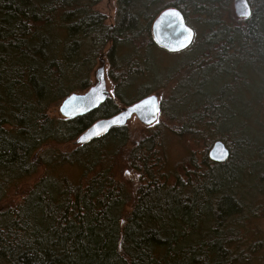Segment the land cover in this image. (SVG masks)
<instances>
[{
    "label": "trees",
    "instance_id": "1",
    "mask_svg": "<svg viewBox=\"0 0 264 264\" xmlns=\"http://www.w3.org/2000/svg\"><path fill=\"white\" fill-rule=\"evenodd\" d=\"M233 1L117 0L110 25L92 0H0V264H253L241 225L264 216L262 201L246 199L252 183L264 195V133L244 120L256 115L264 130V85L247 97L250 74L264 70V0H249L247 19ZM167 7L196 31L182 51L189 58L169 73L156 68L163 48L152 35ZM99 54L113 96L85 115L50 117L53 104L93 85ZM154 77L170 86L161 115L171 127H145L138 144L128 125L115 127L67 152L95 121L155 93L145 82ZM167 133L185 146L202 140V162L189 153L167 169ZM216 140L230 150L224 162L209 158ZM63 163L80 176L59 172ZM41 165L40 179L12 199ZM128 171H139V185Z\"/></svg>",
    "mask_w": 264,
    "mask_h": 264
},
{
    "label": "rangeland",
    "instance_id": "2",
    "mask_svg": "<svg viewBox=\"0 0 264 264\" xmlns=\"http://www.w3.org/2000/svg\"><path fill=\"white\" fill-rule=\"evenodd\" d=\"M92 1H95L94 9H96L100 13L106 15V17H107L106 22L109 23L110 25H113V23L116 20L118 8H119L117 0H92ZM168 1L169 0H167V2ZM156 52H157L155 54V58L157 60L156 61V68L165 67L167 70V73H169L172 70V68H174L173 66H177V64L180 63L181 61L185 60V58L188 59L189 54H190L187 52L186 53L185 52L167 53L163 49H158ZM101 58H103V59H101ZM103 61H105L107 87H108L109 91L111 93H113V85H112L111 79L108 76L109 63H108V59L106 58V56L104 54H99V56L97 58L95 69H94V72L92 74V80L93 81L96 80L95 79V71L102 64ZM156 68H155V70H156ZM263 71L264 70L262 69V72L254 73L253 75L250 74L251 76H254L250 80V82H251L250 87H252V90L254 93L247 96L249 98V100L252 99L253 97L257 96V93L261 92V90L263 88V85H264V72ZM158 73H157V75H158ZM155 78L156 77H154L150 80H146L145 82L152 83L154 86H156L154 88L156 90L155 92L159 91L161 93V99L164 102L165 107L168 108L172 105V102L170 101L171 100L170 99V86L168 84L166 85L167 87H165L163 85H159V82L156 81ZM141 84H142V80H139L136 83L137 86H139ZM62 102H63V100L61 102H59L58 104H53L48 110V114L50 115V117H53L57 121H62V120L66 119L61 115V113L59 111V107H60V104ZM260 114H261V116L263 115V113H260ZM255 116L253 117V119H251L249 121L244 120V122L246 123V126L249 130V133L252 132V135L264 133V130L262 128V123L259 121V118H256ZM168 118L169 117L165 114L164 115V121H162L163 117L160 114V117H159V120L157 123L153 124L152 126H143L138 121V119L136 117H133L129 121V124H128L130 131L133 134H135L132 139H134V142L136 144H138L137 141L139 140V138H141L142 133H144L145 127H155L154 129H151V130H156V129H158V127H163V126L167 125V129H168L169 127H171L169 125L171 123H169V124H168V122L166 123V121H168L167 120ZM159 122H160V126L156 125ZM138 132H140V133H138ZM74 141L70 143L69 147H67V152L70 153L73 150L77 149L78 145H75ZM198 143H199L198 146H195L193 144H189L188 146H185V142L183 140H178V138H176L172 134L167 133V141H166V146H165L167 149V169L176 170L179 166L178 164H180L181 161L184 162L189 153H192L193 155H195L196 162L201 163L202 154H203L202 150H203L204 144L202 143V140L199 141ZM134 147H136V146L131 144L129 146V149H133ZM64 151L66 152V148L64 149ZM47 160L48 159H44L43 163H46ZM128 166H131V163L129 161L126 162L124 167L127 168ZM188 166H190V164H188ZM57 168H58L59 172H62L64 174H69L72 177H78L81 174V171L79 169H77L76 167H73V166H69L68 164H65V163L59 164ZM180 169H181V167H180ZM44 171H45V168L43 165H41L39 168V172L36 175L31 177L30 179L23 181V183L19 186L20 188H18V191L15 194H13V192L11 193L12 199L21 200L22 196H24L26 194V192L30 188H32L34 186V184L40 179V177L43 175ZM165 171H166V169H165ZM139 174L140 173L138 171V173L136 174V177H135L134 171H132V172L128 171L124 174V178H127V180L133 182L135 185L136 184L139 185L140 184ZM165 179H167V176ZM253 184L254 183H252L251 191L249 193H247L246 199L249 200L250 203H253L255 205L258 204L259 201H262V203H264V200H263L264 195L262 193L258 192L255 189L256 186H254ZM257 184L258 183H256V185ZM263 190H264V188H263ZM245 215H247V214H245ZM241 230L248 237L247 243L245 245L241 246L242 249H247V250L251 251V247H249V246L252 245L253 243H255L254 252L251 251L253 254V264H263V262H264V216L257 218V219H249V221L248 222L246 221L243 226L241 225Z\"/></svg>",
    "mask_w": 264,
    "mask_h": 264
},
{
    "label": "water",
    "instance_id": "3",
    "mask_svg": "<svg viewBox=\"0 0 264 264\" xmlns=\"http://www.w3.org/2000/svg\"><path fill=\"white\" fill-rule=\"evenodd\" d=\"M233 8L239 18L247 19L253 12L249 0H234ZM171 13H178V15H171ZM189 32L191 36H189ZM152 35L158 46L169 52L178 53L192 45L196 31L187 22L180 9L167 7L154 19ZM95 79L93 86L87 91L72 93L63 100L59 107L63 117L74 118L90 113L112 95L107 87L105 63H102L96 69ZM149 101L152 103H149ZM161 106L160 93H152L130 105L123 106L117 114L94 122L74 141V144L79 146L100 139L113 128L127 125L133 117H136L143 126H152L159 120ZM113 121H116V123H113ZM223 153H226V155L222 156ZM208 155L212 161L224 162L229 158L230 150L222 140H216Z\"/></svg>",
    "mask_w": 264,
    "mask_h": 264
},
{
    "label": "snow or ice",
    "instance_id": "4",
    "mask_svg": "<svg viewBox=\"0 0 264 264\" xmlns=\"http://www.w3.org/2000/svg\"><path fill=\"white\" fill-rule=\"evenodd\" d=\"M171 15H178V13H171ZM188 34H189V36H191V33H190V32H189ZM149 103H152V102L149 101ZM154 107H155V106H154ZM156 111H158V109H156ZM113 123H116V121H113ZM96 134H98V133H96ZM223 155H226V153H223L222 156H223ZM222 156H221V158H222Z\"/></svg>",
    "mask_w": 264,
    "mask_h": 264
},
{
    "label": "bare ground",
    "instance_id": "5",
    "mask_svg": "<svg viewBox=\"0 0 264 264\" xmlns=\"http://www.w3.org/2000/svg\"><path fill=\"white\" fill-rule=\"evenodd\" d=\"M84 2V1H83ZM217 38V37H216ZM80 49V48H79ZM200 51V49H199ZM262 62V61H261ZM176 70V69H175ZM247 71V70H246ZM252 71V70H251ZM149 73V72H148ZM250 73V72H249ZM159 79V78H158ZM163 79V78H162ZM235 80V79H234ZM231 81V80H230ZM155 82V81H154ZM135 83V82H134ZM149 83V82H148ZM188 83V82H187ZM156 84V83H155ZM148 85V84H147ZM251 85V84H250ZM212 89V88H211ZM143 90V89H142ZM242 90V89H241ZM133 91V90H132ZM139 93V92H138ZM236 94V93H235ZM238 98V97H237ZM132 99V98H131ZM130 99V100H131ZM132 102V101H131ZM134 102V101H133ZM243 102V101H242ZM224 130V129H223ZM232 131V130H231ZM211 143V142H210ZM203 160V159H202ZM202 162V161H201ZM204 164V163H203ZM25 167V166H24ZM31 171V170H30ZM15 177V176H14ZM9 180V179H8Z\"/></svg>",
    "mask_w": 264,
    "mask_h": 264
}]
</instances>
